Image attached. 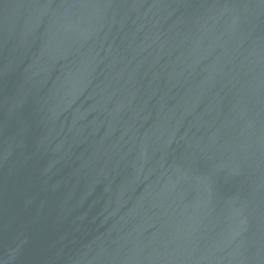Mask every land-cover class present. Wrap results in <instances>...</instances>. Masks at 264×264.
<instances>
[{
	"label": "water",
	"instance_id": "1",
	"mask_svg": "<svg viewBox=\"0 0 264 264\" xmlns=\"http://www.w3.org/2000/svg\"><path fill=\"white\" fill-rule=\"evenodd\" d=\"M0 264H264V0H0Z\"/></svg>",
	"mask_w": 264,
	"mask_h": 264
}]
</instances>
